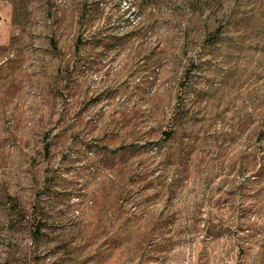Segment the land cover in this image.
Segmentation results:
<instances>
[{
    "label": "rangeland",
    "instance_id": "1",
    "mask_svg": "<svg viewBox=\"0 0 264 264\" xmlns=\"http://www.w3.org/2000/svg\"><path fill=\"white\" fill-rule=\"evenodd\" d=\"M0 264H264V0H0Z\"/></svg>",
    "mask_w": 264,
    "mask_h": 264
}]
</instances>
